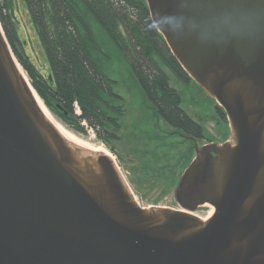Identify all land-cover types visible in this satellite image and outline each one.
<instances>
[{"label":"water","instance_id":"obj_1","mask_svg":"<svg viewBox=\"0 0 264 264\" xmlns=\"http://www.w3.org/2000/svg\"><path fill=\"white\" fill-rule=\"evenodd\" d=\"M146 3L229 138H193L181 208L142 206L114 158L48 119L0 21V264H264V0Z\"/></svg>","mask_w":264,"mask_h":264},{"label":"trees","instance_id":"obj_2","mask_svg":"<svg viewBox=\"0 0 264 264\" xmlns=\"http://www.w3.org/2000/svg\"><path fill=\"white\" fill-rule=\"evenodd\" d=\"M21 6L44 54L46 68L27 50ZM89 16L129 60L139 87L158 116L180 133L204 139L201 121L185 110L180 92L156 59L178 78L191 80L157 31L144 0H0V21L11 48L51 112L77 132L86 133L82 124L86 122L99 139L106 138L105 132L117 138L108 127H119L118 119L111 114L120 115L122 110L111 100L121 101L122 97L114 90L116 81L95 57L101 49ZM24 29L29 34L26 23ZM217 113L227 119L219 105Z\"/></svg>","mask_w":264,"mask_h":264},{"label":"rangeland","instance_id":"obj_3","mask_svg":"<svg viewBox=\"0 0 264 264\" xmlns=\"http://www.w3.org/2000/svg\"><path fill=\"white\" fill-rule=\"evenodd\" d=\"M21 8L19 14L22 16V35L27 40V50L35 61L42 63V68H46L47 63L31 28L29 17L24 7ZM88 18L101 49L95 53V57L103 71L116 81L114 90L122 97L121 101L111 100L122 110L120 115L111 114L118 119L119 127H108V131L114 133L117 138L108 137L105 132L106 138L99 139L97 131L87 123H82L86 133L77 132L47 108L57 121L91 143L104 146L113 155L136 199L145 207L181 208L175 197V188L183 172L194 159L195 153L191 152L193 142L158 116L139 87L129 60L108 33L90 16ZM25 23L29 34L24 29ZM156 59L170 75L172 85L180 92L185 110L201 120L206 136L200 144L225 142L229 138L230 128L228 122L224 125L223 121L218 119L219 104L216 99L193 79L187 82L178 78L165 63L158 57ZM20 67L30 82L26 71L21 65ZM209 210L210 206L200 208L196 214L205 218Z\"/></svg>","mask_w":264,"mask_h":264},{"label":"bare ground","instance_id":"obj_4","mask_svg":"<svg viewBox=\"0 0 264 264\" xmlns=\"http://www.w3.org/2000/svg\"><path fill=\"white\" fill-rule=\"evenodd\" d=\"M20 69L22 70L21 67H20ZM22 72H23V70H22ZM24 75H25V73H24ZM26 78H27V76H26ZM32 90L34 92V95H35V98H36L37 102L39 103V105L41 106V108L43 109V111L45 112L46 116L48 117V119H50L54 123V125L58 128L59 131H61L62 133H64L68 137H70L71 139H73V140H75V141H77L79 143L84 144L85 146L101 149L107 155H109L110 157L114 158L113 155L104 146H102V145L101 146L100 145H95V144L91 143L90 141L84 139L80 135H78L75 132H73L72 130H70L68 127H66L64 124H62L60 121H57L52 116V114L50 113L49 109L45 105L44 101L38 95V93L33 89V87H32ZM213 213H214V207L211 206L207 217H205L204 219L210 218L213 215Z\"/></svg>","mask_w":264,"mask_h":264},{"label":"flooded vegetation","instance_id":"obj_5","mask_svg":"<svg viewBox=\"0 0 264 264\" xmlns=\"http://www.w3.org/2000/svg\"><path fill=\"white\" fill-rule=\"evenodd\" d=\"M217 116H218V119L220 120V122H222L224 125H225V122H228V120L226 119V120H223L222 118H221V116L217 113ZM227 117V116H226ZM200 120V119H199ZM201 121V120H200ZM229 124V123H228ZM182 134V133H181ZM185 137H187L189 140H191L192 142H193V149L191 150V152L192 153H195L194 155V158L196 157V149H195V140L194 139H197V138H194L193 139V137H190V136H187V135H185V134H183ZM205 140V138L204 139H197V141H198V143H199V146L200 147H202V146H204V145H208V144H210V143H214V142H206V143H204V144H200V142L201 141H204ZM224 142V141H223ZM204 207H207V206H203V207H201V208H204Z\"/></svg>","mask_w":264,"mask_h":264},{"label":"built area","instance_id":"obj_6","mask_svg":"<svg viewBox=\"0 0 264 264\" xmlns=\"http://www.w3.org/2000/svg\"><path fill=\"white\" fill-rule=\"evenodd\" d=\"M76 113L78 114V115H80L81 114V110H80V108H79V106H78V104H76ZM83 123H86V122H83ZM93 129V128H92ZM124 175V174H123ZM125 177V176H124ZM126 179V178H125ZM139 202V201H138ZM140 203V202H139ZM141 204V203H140ZM142 206H144L143 204H141Z\"/></svg>","mask_w":264,"mask_h":264}]
</instances>
